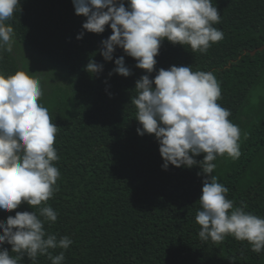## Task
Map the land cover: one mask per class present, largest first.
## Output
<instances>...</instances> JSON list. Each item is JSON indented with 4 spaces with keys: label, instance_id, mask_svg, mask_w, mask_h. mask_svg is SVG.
<instances>
[{
    "label": "trees",
    "instance_id": "16d2710c",
    "mask_svg": "<svg viewBox=\"0 0 264 264\" xmlns=\"http://www.w3.org/2000/svg\"><path fill=\"white\" fill-rule=\"evenodd\" d=\"M128 6V0H117ZM220 12L214 27L223 39L206 53L189 45L162 40L151 73L115 46L112 60L101 55L102 41L111 35L83 28L86 17L75 13L72 0H19L5 21L13 40L42 62L55 68L63 83L43 88L40 98L58 126L54 147L60 171L55 191L46 205L22 202L16 209H0V222L16 212L51 206L55 222L44 223L46 233L73 243L64 251L63 264H264V250L252 251L244 240L226 236L220 243L199 238L196 213L200 210L205 174L199 164L162 168L163 158L154 134L140 135L132 99L136 81L152 80L158 70L190 66L212 72L221 88L217 101L229 109L228 119L241 131L240 152L233 160L217 156L212 175L229 189L234 207L264 217V0H212ZM83 33L82 38L77 35ZM123 56L130 75L113 71ZM103 66L91 73L86 65ZM29 72L14 49L0 50V73ZM111 73V74H110ZM30 75H32L29 72ZM204 153L194 158L203 159ZM10 255L11 245L4 243ZM20 264H51L46 255L35 261L26 255Z\"/></svg>",
    "mask_w": 264,
    "mask_h": 264
},
{
    "label": "clouds",
    "instance_id": "9594fccd",
    "mask_svg": "<svg viewBox=\"0 0 264 264\" xmlns=\"http://www.w3.org/2000/svg\"><path fill=\"white\" fill-rule=\"evenodd\" d=\"M75 13L86 17L83 28L101 33L107 24L111 35L102 41L101 55L112 60L115 46L137 60L136 66L151 73L163 39L173 44L189 45L192 52L206 53L223 39L215 24L221 17L212 0H72ZM19 0H0V50L11 51L13 28L5 21L14 15ZM83 33L77 35L82 38ZM114 72L128 76L123 56L114 61ZM103 66L90 61L86 70L102 71ZM111 74V73H110ZM138 95L132 99L136 119L142 127L137 133L154 134L164 163L176 167L199 164L205 174L200 210L196 222L202 241L222 242L226 236L247 241L252 251L264 250V217L234 207L226 194L229 189L212 175L217 156L240 157L241 131L228 117L231 111L217 101L221 88L215 75L193 71L190 66L159 69L150 80L141 76L135 85ZM41 81L24 70L0 73V209H16L22 202L31 206L47 203L58 191L60 177L54 161L59 159L54 147L58 126L49 110L40 103ZM204 153L203 159L194 157ZM57 212L51 206L36 211L16 212L0 222V245H11V253L0 247V264H20L23 256L35 261L46 255L51 264H63L64 251L73 243L68 236L57 239L46 233L44 223L55 222Z\"/></svg>",
    "mask_w": 264,
    "mask_h": 264
},
{
    "label": "rangeland",
    "instance_id": "374dc122",
    "mask_svg": "<svg viewBox=\"0 0 264 264\" xmlns=\"http://www.w3.org/2000/svg\"><path fill=\"white\" fill-rule=\"evenodd\" d=\"M14 53L19 57L21 64L32 74L41 81L43 88H50L58 83H63L61 74L50 65L37 59L31 55L30 52L15 41L12 44Z\"/></svg>",
    "mask_w": 264,
    "mask_h": 264
},
{
    "label": "water",
    "instance_id": "95a60500",
    "mask_svg": "<svg viewBox=\"0 0 264 264\" xmlns=\"http://www.w3.org/2000/svg\"><path fill=\"white\" fill-rule=\"evenodd\" d=\"M263 49H264V45H262V46H260L258 48H255L254 50L250 51V53L253 55V54H255L256 51L263 50Z\"/></svg>",
    "mask_w": 264,
    "mask_h": 264
}]
</instances>
